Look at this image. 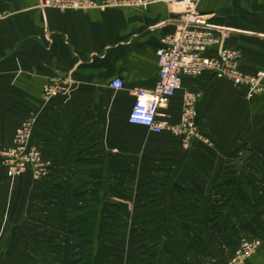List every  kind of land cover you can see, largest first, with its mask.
<instances>
[{"label": "crops", "instance_id": "obj_1", "mask_svg": "<svg viewBox=\"0 0 264 264\" xmlns=\"http://www.w3.org/2000/svg\"><path fill=\"white\" fill-rule=\"evenodd\" d=\"M41 2L0 0V151L29 120L30 143L48 163L42 179L8 178L0 157V264H93L111 159L134 171L118 263L227 264L241 240L258 239L263 246L245 264H264V92L249 98L211 74L184 77L162 111L175 128L184 93H199L197 135L150 133L128 122L132 90L155 86L157 50L181 19L178 6L79 12ZM198 11L226 30L224 46L241 53L243 72H264V0H201ZM116 79L123 89L112 88ZM53 83L56 95L45 100ZM91 152L103 180L82 213L73 191L78 160ZM87 212L91 247L75 233Z\"/></svg>", "mask_w": 264, "mask_h": 264}, {"label": "built area", "instance_id": "obj_2", "mask_svg": "<svg viewBox=\"0 0 264 264\" xmlns=\"http://www.w3.org/2000/svg\"><path fill=\"white\" fill-rule=\"evenodd\" d=\"M201 0H42L41 5L60 11L87 12L91 9L133 8L145 10L157 3L179 8L181 19L175 30L161 39L157 50L158 80L152 89L132 90L133 105L128 115L131 125L145 128L153 134L171 131L184 142L197 135L195 126L196 104L199 93L185 92L180 123L172 128L162 111L181 88L184 77L196 78L211 74L217 80L230 83L234 88H244L249 98L264 92V72L248 74L241 70L238 50L224 46L225 29L207 21L198 11ZM215 55H210L214 52ZM112 88L121 90L124 85L116 79ZM57 85H47L45 100L55 96ZM33 121L24 122L16 129L12 145L0 151L2 166L8 178L29 172L35 180L47 174L48 163L41 152L30 143ZM262 244L258 239L241 240L229 264H245Z\"/></svg>", "mask_w": 264, "mask_h": 264}, {"label": "trees", "instance_id": "obj_3", "mask_svg": "<svg viewBox=\"0 0 264 264\" xmlns=\"http://www.w3.org/2000/svg\"><path fill=\"white\" fill-rule=\"evenodd\" d=\"M89 159L91 158L85 155L78 160L76 174L78 176L80 174V180H75V188L73 191L74 211L82 213H84L85 210L83 207H80L79 204L93 200L96 201L97 192L98 189L101 188L103 180L100 158H93L96 162L95 166L99 167L97 169L98 174H94V170H92L91 166H89L90 174H87L85 170L80 171V166L84 168L85 164H88ZM108 168V193L105 194L104 207L101 211L103 220L99 226L97 256L93 264H122L121 262L118 263L117 238L120 236L122 223L129 219L127 204L131 201L132 197L128 189V177L133 175L134 171L121 159H111L108 163ZM84 175L85 177L87 175L91 183H85L83 181ZM113 197L116 198L117 201L110 200V198ZM87 213L88 214L85 215L87 218L79 223L75 233L85 246L91 247L93 245L92 239L95 225L93 217L91 216L92 213ZM219 214L218 206H213L211 208L212 218H217ZM73 264L83 263L82 261H76L73 262ZM84 264L89 263L85 262Z\"/></svg>", "mask_w": 264, "mask_h": 264}, {"label": "rangeland", "instance_id": "obj_4", "mask_svg": "<svg viewBox=\"0 0 264 264\" xmlns=\"http://www.w3.org/2000/svg\"><path fill=\"white\" fill-rule=\"evenodd\" d=\"M96 153V152H95ZM95 153L93 154V152H91V153H89V155H86V157L88 156L89 158H91V159H89V161H88V164H85V167L83 168L82 166H80V171L81 170H85V172H87V174H90L89 172V170H90V167L89 166H91L92 167V170H94L93 172H94V174H98V171H97V169L99 168V167H96L95 166V159H93V158H96L95 157ZM87 160H88V158H87ZM87 163V162H86ZM84 172V173H85ZM91 174H93V173H91ZM76 180L78 181V180H80V174H79V176L76 178ZM83 181L85 182V183H91V181H90V179L89 178H87V175H86V177H85V175H84V178H83ZM82 181V182H83ZM111 200V199H110ZM94 201V200H93ZM93 201H90V204L91 203H93ZM219 204H217V206H218ZM220 206V205H219ZM219 206H218V212H220L219 211ZM90 213V212H89ZM218 229H220V226L218 225ZM252 240V239H251ZM261 241V240H260ZM262 242V241H261ZM263 243V242H262ZM240 245V242L238 243V246ZM237 246V247H238ZM233 255H234V253H233ZM233 255L231 256V258L229 259V262L227 263V264H229L230 263V261H231V259H232V257H233Z\"/></svg>", "mask_w": 264, "mask_h": 264}, {"label": "water", "instance_id": "obj_5", "mask_svg": "<svg viewBox=\"0 0 264 264\" xmlns=\"http://www.w3.org/2000/svg\"><path fill=\"white\" fill-rule=\"evenodd\" d=\"M249 155H250V154H249L248 152H245V153L243 154V156L239 157V158L235 161L236 166H237L238 168H240V162H242V161H246V160L248 159ZM262 246H263V244H261V245L257 248V250H256L254 253L258 252V250H259Z\"/></svg>", "mask_w": 264, "mask_h": 264}]
</instances>
